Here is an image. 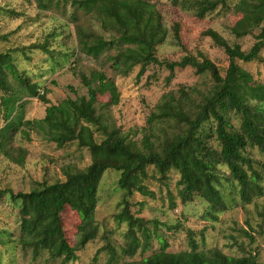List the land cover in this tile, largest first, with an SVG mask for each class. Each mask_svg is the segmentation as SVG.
<instances>
[{
    "label": "trees",
    "instance_id": "obj_1",
    "mask_svg": "<svg viewBox=\"0 0 264 264\" xmlns=\"http://www.w3.org/2000/svg\"><path fill=\"white\" fill-rule=\"evenodd\" d=\"M40 7L53 5L65 11L71 8L76 19L79 51L109 65L117 75L129 74L140 66L137 77L146 72L150 64L165 65L173 74L176 67L191 66L199 74L209 73L212 87L202 98H195L183 89L177 97L172 93L163 96L147 119V129L141 145L109 120V107L120 101V92L115 80L105 70L93 68L81 72L87 95L65 98L58 104L46 107L43 118L26 120L13 117L24 95L38 97L50 103L46 90L31 81L26 71L17 67L14 53L0 52V88L6 124L0 128V147L6 149L11 132L23 128L25 138L30 131L63 147L71 141L90 151L91 161L83 169L66 170L65 179L41 183L30 191L15 193L12 189L0 191V198L9 195L19 206L20 235L18 242L29 246L35 253L48 251L52 258H60L59 264L77 259V251L95 240L99 235L96 219L99 203V188L108 169L120 171L119 187L124 191L121 210L115 214L119 223L127 222L126 255L134 256L140 247L151 246L147 220L135 216L130 210L129 198L135 191L152 195L143 183L147 169H153L165 178L175 170L179 174L177 185L182 202L193 201L195 196L204 198L214 212L225 210L228 194L225 182L237 185L238 194L244 203L262 192L264 181V82L254 80L253 75L237 60L252 62L260 58L264 49V0H237L234 11L240 14L230 26L236 38L254 33L259 28L256 42L250 49L241 44H231L219 31L209 28L204 34L222 47L229 57L225 75L208 57L187 54L172 62H162L157 48L169 35L161 12L153 0H37ZM184 11H192L200 18L213 12L224 0H173ZM68 7H70L68 9ZM92 18L99 26L83 25L78 13ZM175 42L180 45V24L173 26ZM49 51L48 43L42 46ZM50 71H54L51 67ZM12 75L19 80L12 85ZM109 94L108 102L100 98ZM234 119L238 123H234ZM177 127L174 130L173 126ZM169 128L173 130L169 133ZM253 149L261 158L253 155ZM24 152L17 160L24 163ZM225 168V169H224ZM76 212L80 217L78 238L75 246L68 242L63 227L62 212ZM141 232V236L138 235ZM161 245L141 259L127 260L123 264H264L253 255L235 256L218 247L199 250L196 240L190 237L191 249L173 252L169 243L159 237ZM109 262L117 259L114 247L107 244Z\"/></svg>",
    "mask_w": 264,
    "mask_h": 264
},
{
    "label": "rangeland",
    "instance_id": "obj_2",
    "mask_svg": "<svg viewBox=\"0 0 264 264\" xmlns=\"http://www.w3.org/2000/svg\"><path fill=\"white\" fill-rule=\"evenodd\" d=\"M162 14L169 30L166 41L157 48V56L162 62H172L187 54L201 58H210L223 75L229 65L225 50L218 46L211 37L204 34L213 28L219 31L231 44L239 43L243 49H250L257 40L260 29L242 38H236L230 26L240 17L234 11L237 0H224L216 10L200 18L192 11H184L173 0H153ZM37 0H0V52L14 53L17 67L26 71L31 81L46 90L50 103L38 97L24 95L13 117L26 120L40 119L46 114V107L58 104L65 98L87 95L88 89L82 83L80 73H88L93 68L105 70L112 77L120 92V101L110 106L108 115L112 124L117 126L129 139L141 145L147 129V119L156 110L157 105L167 93L179 97L183 89L189 90L197 98H202L212 87L209 73L199 74L195 68L176 67L174 73L161 64H150L140 78L137 77L140 66L137 65L127 75H117L113 70L79 51L76 24L71 16L74 10L65 11L56 5L44 8ZM78 22L83 25L100 26L82 11L77 12ZM180 24V45L175 42L173 26ZM48 43L49 51L42 46ZM237 62L247 69L256 81L264 82V49L260 58L252 62ZM51 67L54 71H50ZM12 85L19 80L9 75ZM6 92L0 88V128L6 124L3 113L2 96ZM109 94L100 98L105 103ZM235 124L237 119L233 120ZM23 123L11 132L12 137L7 147H0V191L12 189L30 191L40 187L41 183H52L65 179L66 170L83 169L91 161L90 151L71 141L59 147L55 142L45 138L35 130L30 131V138H25ZM177 130L176 125L173 126ZM169 128V133L173 130ZM24 152V163L17 156ZM253 155L261 158L258 150ZM225 169V168H224ZM144 184L152 195H143L135 191L129 198L130 210L135 216L147 220L151 235V246L140 247L134 256L126 255L127 222L119 223L115 214L121 210L120 202L124 191L119 187L120 171L108 169L99 188V203L96 219L99 235L84 248L77 251V259L67 264H123L127 260L141 259L160 247L159 237L169 243L168 250L177 252L192 248L190 237L196 240L199 250L218 247L230 255H253L264 261V181L262 192L256 194L250 203H244L238 194L237 185L225 182L228 194L225 210L212 211L208 202L195 196L193 201L182 202L177 182L179 174L175 170L167 173L165 178L150 166L147 169ZM65 236L70 245L75 246L78 238L80 217L76 212H62ZM20 235L19 206L7 194L0 198V264H59L60 258H52L48 251L41 249L38 253L29 246L18 242ZM141 236V232L138 231ZM110 244L116 251L117 260L110 263L109 252L104 247Z\"/></svg>",
    "mask_w": 264,
    "mask_h": 264
}]
</instances>
